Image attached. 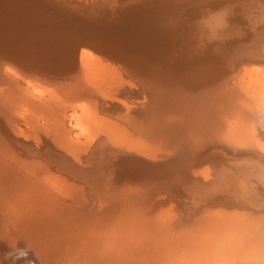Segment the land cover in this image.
I'll use <instances>...</instances> for the list:
<instances>
[{"label": "bare ground", "instance_id": "6f19581e", "mask_svg": "<svg viewBox=\"0 0 264 264\" xmlns=\"http://www.w3.org/2000/svg\"><path fill=\"white\" fill-rule=\"evenodd\" d=\"M0 264H264V0H0Z\"/></svg>", "mask_w": 264, "mask_h": 264}]
</instances>
